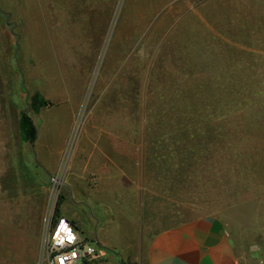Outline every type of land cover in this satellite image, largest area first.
I'll return each instance as SVG.
<instances>
[{
  "label": "rangeland",
  "instance_id": "1",
  "mask_svg": "<svg viewBox=\"0 0 264 264\" xmlns=\"http://www.w3.org/2000/svg\"><path fill=\"white\" fill-rule=\"evenodd\" d=\"M197 3L0 0V26L12 32L0 65V223L22 233L23 220L37 222L40 252L59 197L63 216L86 196L71 177L76 143L132 141L143 164L169 177L176 198L223 217L246 264H264L258 69L252 57L205 49ZM34 95L46 102L37 113ZM24 113L38 132L30 152L19 136L10 140ZM50 141L62 143L52 172L40 162ZM80 234L95 250L88 260L106 251Z\"/></svg>",
  "mask_w": 264,
  "mask_h": 264
},
{
  "label": "crops",
  "instance_id": "2",
  "mask_svg": "<svg viewBox=\"0 0 264 264\" xmlns=\"http://www.w3.org/2000/svg\"><path fill=\"white\" fill-rule=\"evenodd\" d=\"M196 1L192 16L207 38L205 49L214 54L228 51L233 58L252 57L258 69L253 80L261 83L264 97V0ZM11 36L0 26L3 67ZM6 111L0 102L2 122ZM20 121L10 140L19 136L23 147ZM50 142L41 150L40 162L52 172L59 165L62 143ZM9 144L4 142L2 150ZM76 146L71 177L77 182L76 193L86 196L64 209L63 216L60 205L59 218L106 249L79 264H246L223 217L176 198L169 177L160 175L153 163L143 164L132 141H78ZM34 223L23 220L22 233H14L13 221L0 223L6 226L0 233V264H38L40 233L38 228L33 233Z\"/></svg>",
  "mask_w": 264,
  "mask_h": 264
},
{
  "label": "built area",
  "instance_id": "3",
  "mask_svg": "<svg viewBox=\"0 0 264 264\" xmlns=\"http://www.w3.org/2000/svg\"><path fill=\"white\" fill-rule=\"evenodd\" d=\"M95 254L92 246L64 218L48 226L40 245V264H79Z\"/></svg>",
  "mask_w": 264,
  "mask_h": 264
},
{
  "label": "trees",
  "instance_id": "4",
  "mask_svg": "<svg viewBox=\"0 0 264 264\" xmlns=\"http://www.w3.org/2000/svg\"><path fill=\"white\" fill-rule=\"evenodd\" d=\"M46 105V102L43 101L38 95H34L31 98V108L33 112L37 113L40 108ZM20 128L23 135L24 142L27 143L31 148H33L34 143L37 139V129L31 119L27 116V114H22L20 121ZM62 197H59L53 215V222H55L60 217V205L62 204Z\"/></svg>",
  "mask_w": 264,
  "mask_h": 264
}]
</instances>
